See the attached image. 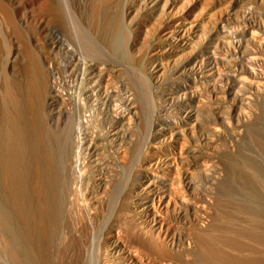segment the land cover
<instances>
[{
	"label": "bare ground",
	"instance_id": "bare-ground-1",
	"mask_svg": "<svg viewBox=\"0 0 264 264\" xmlns=\"http://www.w3.org/2000/svg\"><path fill=\"white\" fill-rule=\"evenodd\" d=\"M106 1L93 0L87 19L92 30L85 39V51L69 55L72 58L62 78V98L77 114L69 155L62 165L63 179L70 187L66 185L70 192L64 197V210L74 209V216H83L85 223L79 225L86 224L89 235H94V221L107 203L108 192L113 186L119 188L115 207L122 215L135 217L140 232L131 239L125 235L127 239L122 226L114 222L100 236H92L95 240L90 246L96 249L97 244L100 264H174L177 260L181 264H262L258 254L262 248L264 251V207L256 206L252 214L247 211L252 216L250 231L248 225L242 229L245 225L236 221L237 231L229 234L226 229L234 226L225 221L223 227L229 224L222 236L221 223L227 218L213 217L212 188L220 177V172L216 174L218 161H214L221 145L231 150L238 146L255 112L254 104L264 94V0H226L222 5L220 0H150L166 18L158 55L150 63L135 57L136 42L126 36L123 22L109 12ZM30 2L31 8L19 0L21 10L29 8L25 11L30 23H35L37 13L51 8L53 12L51 0ZM66 4L75 16L84 17L82 2L67 0ZM71 50L68 46L67 52ZM54 91L50 82L44 93L51 99ZM148 110L149 118L143 116ZM143 117L148 119L141 145L144 154L127 170L125 164L137 143L134 136ZM259 136L255 133L260 145ZM197 168L203 183L194 180ZM257 198L261 199L260 195ZM169 216L182 219L185 224L181 227L187 225V232L178 228L174 233ZM240 234H248L252 246H259L250 249L247 241L250 245L245 254L242 244L247 239L243 237L241 243ZM231 249L237 250L235 257ZM241 249L243 256L238 255Z\"/></svg>",
	"mask_w": 264,
	"mask_h": 264
},
{
	"label": "rangeland",
	"instance_id": "rangeland-1",
	"mask_svg": "<svg viewBox=\"0 0 264 264\" xmlns=\"http://www.w3.org/2000/svg\"><path fill=\"white\" fill-rule=\"evenodd\" d=\"M35 1L38 3L39 0H33V2ZM66 1L51 0L54 5L53 12L51 8L46 11L48 13H37L35 15L38 18L35 16V23H30V18L25 11L29 10L27 6L30 8L34 6L30 0H21L22 4L27 5L24 10L19 7V0H0V264H91L93 259L95 262L93 260L92 264H100L101 260L97 259L100 254L97 244L94 243L96 246V249L93 248L94 250L90 246V242L95 240L92 239V236L94 238L97 235L100 236L114 222H117L114 223L115 225L122 226L120 230L125 238L131 239L132 235L135 236L140 232L137 219L131 215H122L119 207H115L114 200L119 193V188L115 186L110 189L111 192H108L107 203L99 211L100 213L98 212L97 219L94 221L92 231L94 235L91 232L89 235V231L85 227L86 224L80 226L85 223L83 216L78 214L79 217L81 216L80 219H74L78 217L77 213L74 216L75 213L72 212L74 209L71 208V212L64 210V204H66L64 197L70 187L62 176L64 175L62 165L64 166L65 156L67 155V158L69 155L67 151L70 150L71 130H73L77 114L76 111L73 112V108H70L72 105L62 98L61 94L65 89L62 78L66 64L72 58V55H69L85 51L84 46L86 47L85 41H87L85 39H88L92 30L91 20L87 19L91 17L93 0H79L84 6V17L82 18L73 14ZM149 1L107 0L104 3L109 2V12L115 13L121 19L126 28V36L136 42L135 51L137 52L134 54L143 63H150L157 57L162 32L166 25L165 14L160 12L161 10L152 2L150 5ZM225 1L220 0L221 5ZM68 46L73 52H67ZM51 77L53 78L49 80ZM48 80L49 82H47ZM50 82L54 84L55 93L51 99H48L44 91L48 92ZM44 84H47L45 85L46 90ZM42 89L44 90L42 91ZM70 89L72 90L73 87H69ZM146 96L148 97L147 94ZM147 97L143 99L145 100ZM148 98L146 101H149ZM147 104L146 107H149V102ZM64 105L65 107L69 106V109ZM254 109L255 112L249 123L245 125L246 128H244L238 146L231 150L222 144L221 151H219L221 153L215 157L216 161L214 162L218 161L217 169L220 168L221 171L216 170V174L220 172V177L217 179L215 187L212 188L215 202L212 206L214 212L212 214L214 218L216 215V220L217 217L221 221L227 218L223 220L224 223L223 221L221 223L222 236L225 232L224 229L228 226L233 225L234 228L228 227L226 232L237 231L235 225L238 221H242L240 223L245 225L243 228L240 225L239 228L247 229L248 225V230L252 229L250 223H252L253 209L255 210L256 206L264 207V94L255 102ZM74 113L75 115H73ZM149 113L148 110L146 114L142 113V115L149 118ZM146 117H143L141 124L137 126L134 136L137 143L136 146H133L134 148L130 149V155L125 164L127 170L135 167L144 154L141 145L145 138ZM255 133L260 134L259 137L263 141L260 145L263 147L258 144L256 139L258 136L255 137ZM221 163L223 164L221 165ZM194 173L196 176H194V180L197 183H203L204 181L201 182L203 174H200L199 168L195 169ZM66 185L69 188L68 191ZM256 193H258L257 197L260 195L261 199L256 197ZM15 199L16 202L19 201V204L16 203L17 206ZM257 201H259V205L256 204ZM248 210L251 211V214L247 212ZM262 210L261 213L264 214ZM67 215L70 217H66ZM173 218L172 216L167 218V220L174 221V224H171L172 227L175 225L172 231L176 234L179 231L187 232L184 230L187 229V225L184 226V229H182L183 226L181 227L185 224L183 220L179 221V218ZM77 220L79 221L77 222ZM80 221H84V223ZM170 221L169 223H171ZM225 221L231 222L223 227ZM175 223L179 226L177 227ZM78 226L84 229H81L83 232ZM78 228L79 230H77ZM66 229L69 230L66 231ZM67 235L69 236L67 237ZM245 236L239 237L241 243L245 241V238L247 239L246 243L242 244L243 246L245 244L244 248L251 242H249L248 234L247 237ZM79 238L80 240H77ZM252 244L251 242L250 249L254 247ZM96 250L98 254H96ZM248 250L245 248L243 251ZM231 251L233 252L232 249ZM231 251L226 253L232 255ZM236 251L233 252L234 257ZM243 251L242 249L238 251V255L241 252L244 253ZM89 252L91 253L89 254ZM242 253L240 256H243ZM260 254H258V258L264 260L263 248L262 251L260 250ZM110 260L112 263L113 259ZM262 261L263 264L264 261ZM176 262L182 261L178 262L177 260L173 263L177 264ZM113 263L115 262L113 261Z\"/></svg>",
	"mask_w": 264,
	"mask_h": 264
}]
</instances>
